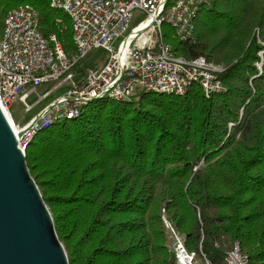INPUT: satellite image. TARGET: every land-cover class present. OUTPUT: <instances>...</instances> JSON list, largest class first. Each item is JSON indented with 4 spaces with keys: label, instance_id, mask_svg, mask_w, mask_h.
<instances>
[{
    "label": "trees",
    "instance_id": "trees-1",
    "mask_svg": "<svg viewBox=\"0 0 264 264\" xmlns=\"http://www.w3.org/2000/svg\"><path fill=\"white\" fill-rule=\"evenodd\" d=\"M25 3L72 55L70 17L50 0H0V38L7 12ZM195 25L197 43L168 24L165 41L221 67L222 90L95 99L28 146L70 264H180L165 219L195 264H227L237 241L264 264V0H210Z\"/></svg>",
    "mask_w": 264,
    "mask_h": 264
},
{
    "label": "built area",
    "instance_id": "built-area-1",
    "mask_svg": "<svg viewBox=\"0 0 264 264\" xmlns=\"http://www.w3.org/2000/svg\"><path fill=\"white\" fill-rule=\"evenodd\" d=\"M210 0H50V5L70 17L76 51L69 55L56 34L49 38L40 32L39 11L29 3L9 10L0 38V106L8 117L18 147L26 153L35 137L55 121L80 116L95 99L109 97L131 100L142 91L184 94L198 83L210 95L223 89L217 73L221 67L203 55L188 59L173 51L165 41L163 24L174 28L175 36L197 43L195 18L200 7ZM144 16L132 26L136 17ZM131 28V29H130ZM130 29V31H128ZM128 33L124 35L126 32ZM121 36L117 46L114 43ZM104 49L108 59L86 74L76 66L91 51ZM56 80L44 95L37 89ZM138 88L140 90H138ZM64 89L26 123L20 124L10 108L18 98L27 112L48 94ZM37 93V103H28ZM166 225L176 238L180 264H195L173 226ZM227 264H250V258L234 242L227 251ZM209 264V261H207Z\"/></svg>",
    "mask_w": 264,
    "mask_h": 264
},
{
    "label": "water",
    "instance_id": "water-1",
    "mask_svg": "<svg viewBox=\"0 0 264 264\" xmlns=\"http://www.w3.org/2000/svg\"><path fill=\"white\" fill-rule=\"evenodd\" d=\"M0 264H70L53 215L0 106Z\"/></svg>",
    "mask_w": 264,
    "mask_h": 264
},
{
    "label": "rangeland",
    "instance_id": "rangeland-1",
    "mask_svg": "<svg viewBox=\"0 0 264 264\" xmlns=\"http://www.w3.org/2000/svg\"><path fill=\"white\" fill-rule=\"evenodd\" d=\"M143 17H144L143 15L136 17L134 19L131 27L135 26L139 22V20H141ZM130 29H128V31H130ZM128 31L124 35H126L128 33ZM122 37L123 36H121L119 39H117L115 41L114 46L118 45V43L120 42ZM107 59H108V52L106 50L95 49V50L91 51L84 59H82L79 62V64L76 66L75 70L78 74L84 75L88 71H90L91 69H93L97 66L104 65L107 62ZM55 83H56V80L47 81V82L42 83L40 86H38L37 93L41 94V95L46 94L48 92V90L51 89L55 85ZM138 90H140V89L138 88ZM63 92H64V89L56 90V91L48 94L42 101H40L38 103H37V101L39 100V95L37 93H33L29 97L28 103H30V104L37 103V104L35 105V108L29 112L26 111L24 104L21 101H19V99L17 98L13 102V104L10 108V112L18 123H20V124L26 123L31 117H33L46 104L55 100Z\"/></svg>",
    "mask_w": 264,
    "mask_h": 264
},
{
    "label": "bare ground",
    "instance_id": "bare-ground-1",
    "mask_svg": "<svg viewBox=\"0 0 264 264\" xmlns=\"http://www.w3.org/2000/svg\"><path fill=\"white\" fill-rule=\"evenodd\" d=\"M6 115L10 118V114H9V112L6 111Z\"/></svg>",
    "mask_w": 264,
    "mask_h": 264
},
{
    "label": "crops",
    "instance_id": "crops-1",
    "mask_svg": "<svg viewBox=\"0 0 264 264\" xmlns=\"http://www.w3.org/2000/svg\"><path fill=\"white\" fill-rule=\"evenodd\" d=\"M24 124V123H23Z\"/></svg>",
    "mask_w": 264,
    "mask_h": 264
}]
</instances>
